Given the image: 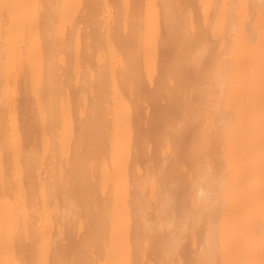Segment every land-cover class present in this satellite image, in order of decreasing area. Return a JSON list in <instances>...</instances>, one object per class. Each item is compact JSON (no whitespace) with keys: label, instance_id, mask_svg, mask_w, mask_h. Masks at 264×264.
<instances>
[{"label":"bare ground","instance_id":"bare-ground-1","mask_svg":"<svg viewBox=\"0 0 264 264\" xmlns=\"http://www.w3.org/2000/svg\"><path fill=\"white\" fill-rule=\"evenodd\" d=\"M0 264H264V0H0Z\"/></svg>","mask_w":264,"mask_h":264},{"label":"clouds","instance_id":"clouds-1","mask_svg":"<svg viewBox=\"0 0 264 264\" xmlns=\"http://www.w3.org/2000/svg\"><path fill=\"white\" fill-rule=\"evenodd\" d=\"M198 195L203 196V190H201L200 193H198Z\"/></svg>","mask_w":264,"mask_h":264}]
</instances>
